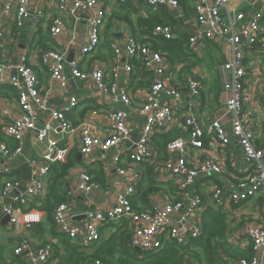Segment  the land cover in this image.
<instances>
[{
    "label": "built area",
    "instance_id": "2783aa9c",
    "mask_svg": "<svg viewBox=\"0 0 264 264\" xmlns=\"http://www.w3.org/2000/svg\"><path fill=\"white\" fill-rule=\"evenodd\" d=\"M135 1L152 10L160 7L179 9L177 0ZM254 1L261 5L258 13L247 15L233 11L232 17L227 19L230 0H196L193 19L199 36L188 38V48L190 51L197 49L199 40L224 46L226 63L221 67V76L223 90L227 96L223 105L225 115H231L230 127L228 131L225 122L216 119L205 128L197 122L194 115L184 116L181 126L184 136L170 141L165 149L166 158L161 159L152 147V142L157 136L166 135L175 128L172 121L174 117L181 115L177 113L181 108L178 102L183 99L182 90L176 83L166 55L153 49L148 42L139 43L133 36H127L122 48L117 43H112L111 49L116 55H119L120 51L126 55L123 71L127 83L124 87H119L116 82L119 72L109 76L104 64L95 65L90 69L81 68V64L92 59L100 49L106 19L105 8L102 0H56L58 14L49 21L50 38L55 41L65 31L66 17L76 20L81 13L87 15L86 41L79 48L78 57L68 63L66 50H38L36 52L40 64L60 89L67 88L64 69L68 65L75 79L94 84L98 91L109 95L123 107L108 109V134L104 139L93 135L86 128L87 125L80 126L77 141L79 153L89 156L95 150L104 154L116 150L112 164L116 174L123 177L124 183L121 192H118L112 203L103 210L88 209L84 212L85 222L82 225H68V200L55 207L52 220L56 230L71 244L92 252L101 244L107 226L113 225H124L126 236L130 239V247L141 253L154 254L166 246L185 247L197 240L202 233L203 213L210 204L207 206L203 191L197 188L196 182L209 175L222 173L221 165L210 158H204L195 166L187 162L192 150L202 149L205 135L213 136L222 148L234 140L246 165L244 174L236 178L234 190L225 194L219 189L212 192L211 196L217 206L227 210V207L249 203L264 192V135L260 137L249 131L242 116L245 102V56L247 52L255 50L264 55V37H261L260 25V20L264 18V0ZM14 6L16 26L21 27L28 17L29 0H14ZM12 8L11 4H6L2 14L8 15ZM153 35L164 40L176 38V33L163 25L156 26ZM3 39L4 30L0 23V44ZM135 60L138 67L134 72ZM14 69L21 80L16 76L11 77L8 84L16 90L19 114L2 125L3 133L18 144L27 133H32L36 141L46 142L48 146L44 156L45 164L35 169L25 192L13 199L21 208H14L5 203V199L17 187L18 182H9L4 186L0 208L3 215L9 217L11 226L17 224V213L25 214L26 210L43 209L48 197L46 179L50 171L49 164L60 145L59 141L50 139V135H67L72 131L73 127L66 118V113L78 105V99L73 96L69 98L68 107L64 109L56 110L48 106L47 95L42 93L37 76L25 57L20 58ZM138 73L141 77L151 78V85L144 97L132 98L128 84L131 76ZM201 87L198 79L189 78L185 84V98L197 99ZM160 95L167 96L169 101L163 103ZM130 111H135L143 121L142 131L133 149L123 147L130 139L132 131L127 121ZM42 117L45 118L44 125L38 128ZM257 139H263L262 146H257ZM19 152V146L12 151L4 142H0V155L5 159ZM147 168H151L153 179L160 188L148 196L145 209L136 210L134 203L139 197V189L146 177ZM96 188L88 172L80 173L76 190L89 193ZM70 195L71 193L68 197ZM248 223L235 225L233 228L229 226L226 236L228 243L232 245L244 240L249 242L253 249L252 258L247 260L241 257H224L227 264H264V217L258 222ZM23 253L27 254L29 264H48L53 257L50 246L35 248L28 239H23L14 250V256ZM141 258L142 256H139V259ZM92 264L103 263L95 261Z\"/></svg>",
    "mask_w": 264,
    "mask_h": 264
},
{
    "label": "crops",
    "instance_id": "0c3cea01",
    "mask_svg": "<svg viewBox=\"0 0 264 264\" xmlns=\"http://www.w3.org/2000/svg\"><path fill=\"white\" fill-rule=\"evenodd\" d=\"M177 1H179V9L176 10L178 15L175 16L172 14L174 10L168 8L152 10L135 0H130L131 7L127 6L123 9L120 7L118 0H102L106 11V19L101 36V46L92 59L81 64V68L90 69L95 65L104 64L108 69L109 76L119 72L116 82L119 87H124L127 83L123 71L126 55L123 51L116 55L111 49V44L117 43L122 48L127 36L138 37L139 43L145 40L146 37H139L141 31L139 19L155 18L157 21L164 22L167 24L166 27L176 33L175 39L182 36L187 38L199 36L193 19L196 0ZM6 4H11L13 8L8 15L4 16L2 9ZM260 10L261 5L254 0H230L229 13L228 15L226 13V18L230 19L233 11L251 15L258 13ZM14 11V0H0V23L3 25L4 30V39L0 44V88L8 87L3 88V96L0 95V142H4L12 151L17 146L20 148V152L9 159H5L0 155V197L4 193V186L7 183L18 182L17 187L5 199V203L14 208H21L14 203L13 199L25 192L28 181L35 169L45 164L44 156L47 153V143H39L32 133H27L22 142L18 144L9 139L2 130V125L6 121L17 117L19 114L16 103L17 93L15 92V97L13 90L9 89L11 86L8 81L15 76L21 80L14 68L20 62V58L25 57L37 76L42 93L47 95L48 106L56 110L64 109L68 107L70 97L74 96L78 99L76 108L66 113V118L73 127L72 131L67 135H50V139L59 141L60 145L49 164L50 169L51 167L54 168L49 171L50 175H48L46 183L52 178L55 179L53 185L58 196L70 203L68 225L70 227L82 225L85 222L83 213L88 209L101 211L111 204L118 192H121L124 181L123 177L116 174L115 167L112 164V157L116 150H110L105 154L95 150L89 156H83L79 153L77 141L80 135V126L82 124L87 125L86 128L93 135L104 139L108 134L109 120L106 114L108 109H122L123 107L109 95L98 91L94 84L83 83L75 79L71 75L68 65L64 69L67 88L66 90L60 89L40 64V58L36 51H44L42 48L56 49L57 51L66 50V53H68L67 63L78 57L79 48L86 41L87 15L80 13L76 20L66 17L64 19L65 31L54 41L48 34V27L50 19L58 14L56 0H29L28 17L21 27L16 26ZM171 18L174 20L173 22H171ZM223 47L199 40L198 48L193 51L189 50L187 42L182 52L177 54L163 52L183 94V99L178 102L181 108L177 111L181 115L174 117L172 126L175 128L172 131H178L181 134L182 119L184 116L191 114L205 128L213 120L222 119L229 131L231 115H225L223 105L227 96V93L223 90L221 76V67L226 63V52ZM133 66L135 72L136 67H138L137 60L133 62ZM244 66L246 76L243 121L249 131L261 137L264 135V55L256 50L247 52ZM189 78L198 79L202 85L201 92L195 100L185 98L187 93L185 84ZM150 85L151 78L141 77L139 73L134 74L128 84L130 97H144ZM160 100L166 103L169 98L160 95ZM44 121L45 118L42 117L37 127H43ZM127 121L132 131L130 139L123 147L133 149L134 143L142 131L143 121L135 114V111L133 113L129 112ZM182 134L184 133L182 132ZM262 140L257 139V146L263 145ZM204 158H210L220 164L222 173L209 175L203 180L200 179L196 182V186L203 191L207 206L208 203L210 204L208 208L225 217L227 223L226 233L229 226L233 228L235 225L242 226L241 224L244 225L247 222L255 223L263 218L264 192L257 195L249 203L227 207V210L217 206L211 196L212 192L218 189L222 190L223 194L234 190L236 178L244 174L246 165L237 143L231 140L226 147L222 148L213 136L205 135L202 149L199 151L192 150L187 162L189 165L195 166ZM66 164H69L70 167L61 177L59 167ZM84 172H88L97 187L89 193L76 190L78 177L80 173ZM151 177L154 186L158 190L160 187L153 179V175ZM146 179H143L140 188L146 187ZM69 193L71 195L68 197ZM151 193L146 196L145 204L140 201V193L134 203V208L136 210L145 209L147 198ZM52 209L50 213L41 208L32 211L26 210L24 211L25 214L17 213V224L11 226L9 221L5 220L6 216L3 215L0 208V264H29L26 253L14 256V250L23 239H28L35 248L50 246L53 257L48 264L62 263L66 253L64 238L57 232L52 221ZM113 231L110 228L105 229L103 236L111 234ZM227 237L224 238L225 244L236 251L238 257L247 260L252 258L253 249L249 242L244 240L232 245L228 243ZM82 249L85 250L84 247ZM90 253L91 251H87V254ZM85 264H92V262H86ZM186 264L197 263L191 261Z\"/></svg>",
    "mask_w": 264,
    "mask_h": 264
},
{
    "label": "trees",
    "instance_id": "16d2710c",
    "mask_svg": "<svg viewBox=\"0 0 264 264\" xmlns=\"http://www.w3.org/2000/svg\"><path fill=\"white\" fill-rule=\"evenodd\" d=\"M118 1L122 9L127 6L131 7L130 0ZM160 8L165 9L166 7ZM170 20L171 22L174 21L172 18ZM139 23L141 29L139 37H146V39L142 40L140 43L148 42L155 50L164 53L168 52L169 54H177L178 52H182L183 47L187 45L188 38L186 36L174 40H164L162 37L154 36L153 31L155 27L167 25L164 22L157 21L155 18H149L139 19ZM260 25L262 28L261 37H264V18L260 20ZM135 38L139 40L138 37L135 36ZM42 49L49 50L45 48ZM3 88L8 87L0 88L1 96H3ZM9 89L13 90V94L16 97L15 89L12 87ZM180 136H184L182 132L180 134L178 131H172L169 134L158 136L153 140V148L158 152V156L161 159L166 158L165 149L167 144ZM69 167V164L59 167V175L62 177ZM53 168L51 167L50 171H52ZM151 175V168H147L145 177L147 178L146 187L140 188V201L143 204L146 203V196L157 190V187H155L152 182ZM55 181L56 180L53 178L47 181L48 197L43 209L49 211V213L52 208L51 213H53L55 207L65 201V199L58 196L57 190H55L53 185ZM109 228L114 231L111 234L104 235L101 244L90 254H87V251L83 250L82 247L71 244L61 235V237L64 238L66 252L61 264H85L86 262L95 261L103 264H186L191 261L197 264H227L224 261V257L239 258L238 253L225 244L224 238L226 237L227 229L225 217L211 208H207L203 213L202 233L197 240L192 241L185 247L166 246L164 249L154 254L141 253L132 249L129 245L130 239L126 236L127 234L124 231V229H126L124 225L121 227L116 225L107 226V229ZM139 256H142V258L139 259Z\"/></svg>",
    "mask_w": 264,
    "mask_h": 264
},
{
    "label": "water",
    "instance_id": "95a60500",
    "mask_svg": "<svg viewBox=\"0 0 264 264\" xmlns=\"http://www.w3.org/2000/svg\"><path fill=\"white\" fill-rule=\"evenodd\" d=\"M172 14L177 16L178 15V12L176 10L172 11ZM5 220L9 221V217H5ZM138 251V250H136Z\"/></svg>",
    "mask_w": 264,
    "mask_h": 264
}]
</instances>
